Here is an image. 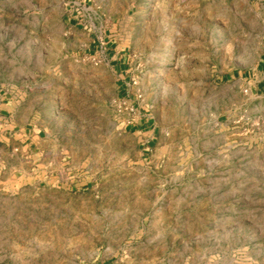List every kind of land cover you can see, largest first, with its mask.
Wrapping results in <instances>:
<instances>
[{
	"label": "rangeland",
	"instance_id": "374dc122",
	"mask_svg": "<svg viewBox=\"0 0 264 264\" xmlns=\"http://www.w3.org/2000/svg\"><path fill=\"white\" fill-rule=\"evenodd\" d=\"M263 37L264 0H0V100L46 133L32 168L0 147V264H264V100L233 79Z\"/></svg>",
	"mask_w": 264,
	"mask_h": 264
},
{
	"label": "crops",
	"instance_id": "0c3cea01",
	"mask_svg": "<svg viewBox=\"0 0 264 264\" xmlns=\"http://www.w3.org/2000/svg\"><path fill=\"white\" fill-rule=\"evenodd\" d=\"M70 31L78 29L74 27V22L67 18ZM94 42L89 43L88 51L94 47ZM108 47H105L107 50ZM260 52L255 64L241 72L239 76L233 79L246 89L245 94L249 101L264 100V37L260 43ZM107 56L108 53H105ZM111 66L118 77V100L124 102L129 108H133V119L130 124H126L125 128L133 129V133L146 135L145 144H149L154 138L155 126L139 108H135L134 104L127 100L129 98V85L126 80L127 71L123 69L124 61L120 56L110 57ZM24 100L20 96L18 99L3 97L0 100V147L3 153H16L25 156L28 163H32L31 168L36 166V157L45 152V136L43 129L39 128V116L28 122L24 117ZM129 125V126H128ZM43 130V131H42ZM146 149V148H145ZM28 182L34 183L37 171L33 169L32 173L22 172Z\"/></svg>",
	"mask_w": 264,
	"mask_h": 264
},
{
	"label": "built area",
	"instance_id": "2783aa9c",
	"mask_svg": "<svg viewBox=\"0 0 264 264\" xmlns=\"http://www.w3.org/2000/svg\"><path fill=\"white\" fill-rule=\"evenodd\" d=\"M119 104L121 105V107L124 106L125 108H127L124 102H120ZM127 109L129 110V112L133 113V108H127Z\"/></svg>",
	"mask_w": 264,
	"mask_h": 264
}]
</instances>
